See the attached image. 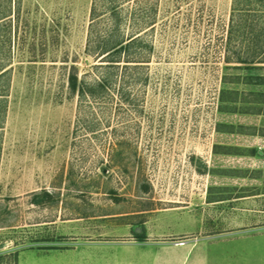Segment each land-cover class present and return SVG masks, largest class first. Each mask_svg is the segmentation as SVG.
Instances as JSON below:
<instances>
[{
  "label": "rangeland",
  "instance_id": "obj_1",
  "mask_svg": "<svg viewBox=\"0 0 264 264\" xmlns=\"http://www.w3.org/2000/svg\"><path fill=\"white\" fill-rule=\"evenodd\" d=\"M263 137L264 0H0V264L144 263L149 219L182 247L264 186ZM199 242L264 264V234Z\"/></svg>",
  "mask_w": 264,
  "mask_h": 264
},
{
  "label": "crops",
  "instance_id": "obj_2",
  "mask_svg": "<svg viewBox=\"0 0 264 264\" xmlns=\"http://www.w3.org/2000/svg\"><path fill=\"white\" fill-rule=\"evenodd\" d=\"M261 148L264 156V137ZM262 153V152H261ZM264 160V157L262 158ZM264 172V169H262ZM256 186L255 193L239 197H229L221 201H210V214L200 213L196 217L181 219L184 223L177 228V233L193 237V241L178 248L168 247L161 241L170 235L163 232L159 226V219H149L143 233L144 242L142 246L146 254L151 255L147 262L122 261L123 264H205L202 257L192 260L195 250L199 247V241L211 237H233L234 239L249 238L252 236H263L264 234V186ZM233 204H232V203ZM217 203H221L219 207ZM232 204V205H230ZM136 247V246H132ZM149 251V252H148ZM260 255H264L263 253ZM263 262V261H262Z\"/></svg>",
  "mask_w": 264,
  "mask_h": 264
},
{
  "label": "trees",
  "instance_id": "obj_3",
  "mask_svg": "<svg viewBox=\"0 0 264 264\" xmlns=\"http://www.w3.org/2000/svg\"><path fill=\"white\" fill-rule=\"evenodd\" d=\"M133 41H130L128 43H126L125 41H121V42H117L111 46H99L97 48H99V54L101 57H103V59H109L111 58V60H107L106 62L108 63V65H106V69L114 66V67H118L119 64L121 63L120 61H118L117 58H119V56L121 55V53L127 49L130 44L132 43ZM105 69V68H104ZM69 84H70V87H71V90L73 92H76L78 94H81L82 96H85L87 94H91V95H94V90H92V88L86 84L85 82L83 81H79L78 79V76L75 75L74 73L71 74L69 76ZM105 87V83H104V80H100L98 83H97V89H104Z\"/></svg>",
  "mask_w": 264,
  "mask_h": 264
}]
</instances>
